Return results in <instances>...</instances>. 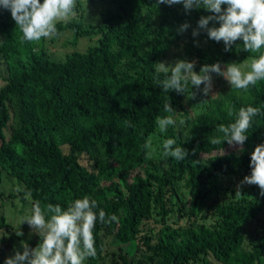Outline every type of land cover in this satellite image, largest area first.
I'll return each instance as SVG.
<instances>
[{
	"label": "trees",
	"instance_id": "obj_1",
	"mask_svg": "<svg viewBox=\"0 0 264 264\" xmlns=\"http://www.w3.org/2000/svg\"><path fill=\"white\" fill-rule=\"evenodd\" d=\"M100 1L114 3L116 9L106 10L97 26L82 25L78 5L73 18L57 22L59 35L70 33L66 42L71 44L80 37H96L86 50L67 52L62 60L49 57L44 38L21 42L10 12L0 9V62L5 65L0 86V180L11 182L7 194L0 192V203L3 198L16 200L22 217L31 214L32 203L20 188L30 190L32 200L42 207L51 203L66 208L85 195L95 199L96 211L115 214L117 221H97L98 254L84 264H145L147 259L149 264H264V233L252 237L257 229L249 225L264 210L260 189L250 197H237V188L228 191L221 185L223 177L251 174L250 154L264 143V117L253 120L243 151L225 150L230 146L226 141L208 142L222 135L217 127L234 122L241 107L264 108V81L248 91L228 83L215 96L193 87V100L206 102L193 114L185 106V95L162 92L154 64L181 43L183 55L196 61V72L204 64H238L256 54L237 48L242 41L229 52L222 41L219 46H197L207 33L193 37L192 31L201 16L211 14L203 8L186 12L180 4L157 7V0ZM185 22L190 27L178 33ZM167 96L177 123L163 136L175 139L188 155L177 161L162 159L159 153V166L148 169L152 158L145 159L143 144L158 131L156 117L170 115L164 111ZM229 107L234 109L231 117ZM181 186L189 194L186 201ZM173 195L176 209L188 215V222L176 227L161 223L172 210ZM201 209L203 220H197ZM208 216L212 221L206 224ZM6 218L1 211L0 228L17 236ZM150 222L159 228L148 227L147 234L143 227ZM109 236L118 250L107 260ZM138 238L147 252L134 251L127 257L125 246ZM0 244L10 245L11 238L1 235Z\"/></svg>",
	"mask_w": 264,
	"mask_h": 264
},
{
	"label": "clouds",
	"instance_id": "obj_2",
	"mask_svg": "<svg viewBox=\"0 0 264 264\" xmlns=\"http://www.w3.org/2000/svg\"><path fill=\"white\" fill-rule=\"evenodd\" d=\"M161 4H180L186 12L203 8L211 14L199 18L197 27L192 31L193 37L204 31L208 39L217 43L222 41L225 52L231 51L237 41H242L236 45L237 48L256 54L251 58L247 71H243L236 62L204 64L199 72L194 70L195 60L156 62L155 79L163 93L175 91L185 95L187 99H195L197 93L192 91L194 87L207 96L213 90V73L225 78L231 88L244 91H248L258 81H264V0H157L156 6ZM75 8L76 0H0V9L10 12L16 28L22 33L21 42H38L42 38L58 36L60 33L57 22L73 15ZM210 22L212 26H209ZM189 27L190 24L185 22L177 31L182 34ZM196 43L198 46V42ZM160 73L164 74L162 80ZM166 101L164 111L170 115L157 116L155 119V125L161 134L167 133L169 127H174L177 123L174 118L176 109L169 96ZM227 112L231 117L234 109L229 107ZM235 116L234 122L217 127L216 132L222 135L209 137L208 142L217 145L226 141L228 145L238 146V150L243 151L252 122L257 116L264 117V108L250 105L241 107ZM125 124L134 127L130 121L126 120ZM157 147L161 150L162 159L182 161L188 155V150L178 145L173 138L164 139L154 147L153 137L149 136L143 144L145 159H151ZM249 166L251 174L244 176L239 182L237 193L241 194L240 188L244 185H256L260 189V196L264 197V143L255 146L250 154ZM18 191H23L24 199L32 203L31 214L20 217V225L27 223L40 239L34 248L21 242L22 250H15L13 255L4 259V264H84L86 259L96 258L98 254L94 237L97 221H117L115 214L108 216L103 209L97 212V201L87 195L70 202L66 208L51 203L42 207L39 201L32 200L30 190L20 188ZM16 235L22 236L23 233L19 231Z\"/></svg>",
	"mask_w": 264,
	"mask_h": 264
},
{
	"label": "rangeland",
	"instance_id": "obj_3",
	"mask_svg": "<svg viewBox=\"0 0 264 264\" xmlns=\"http://www.w3.org/2000/svg\"><path fill=\"white\" fill-rule=\"evenodd\" d=\"M76 5H78L81 9V13L80 15L82 16V25L87 27L89 25H93V26H97L101 21H102V17L103 14L106 10H115L116 9V4L114 3H105L103 1L97 0L93 3H90L88 0H76ZM77 12L74 11V14L69 16L67 19H64L62 21L68 20L69 18H73L74 15H76ZM71 38L70 33H62L61 35H59L56 38H51V39H45V50L47 52V54L49 55V57L53 58V59H57V60H62L65 56V53L70 52L72 50H79V51H84L87 49V47L89 45L94 44L96 37H80L77 39L76 44H71V42H66V41H70L69 39ZM65 41V43H64ZM211 46H219L217 42L208 39V37L206 38H199L198 40V45H202L203 47H208V45ZM182 43L179 45V47L177 48H173L171 49L166 56L163 58V61H167L169 63L177 60V59H187L189 61L194 60L191 58H188L187 56L183 55L182 52ZM251 59H245L243 61H241L240 63H238V65L241 66L243 71H247L248 70V65L250 64ZM228 63H232V62H228ZM226 64V63H225ZM4 70H5V65L3 63L0 62V86L3 82L2 80V75L4 74ZM213 90L211 93H209V96H215L217 93V90H219L218 88H222L224 85H227L229 82L221 77L220 82L218 80H216V75L213 73ZM217 82V83H216ZM195 91V90H194ZM197 98V95L196 97ZM206 102L203 101H197L195 102L193 99H187L185 100V106L187 108H189L191 110V112L193 114H196L198 111H200L204 104ZM164 136L163 134L159 133L157 131V133L153 136V145L154 147L160 145L162 143V141L164 140ZM225 150H234V151H239L238 150V146L237 147H233V146H229L227 149ZM160 149L157 147V151L153 154L152 157V161H149L146 164V167L148 169H152L155 166H159V162L157 160V155L160 153ZM245 175L242 174H234L231 176H226L222 178L221 181V185L223 187H228V191L229 189H233V188H237V185L239 184V182L244 178ZM9 181V182H8ZM10 180L6 179V177H3L0 180V192H4L5 194L8 193L9 189H10ZM258 188V186L256 185H244L240 188V193L241 194H237V197L240 196H249L253 190H256ZM223 188H221L222 190ZM180 191H182L184 200H188L189 194L186 190V188H183L182 186L180 187ZM237 191V190H236ZM230 193V192H227ZM171 203H170V209H172L170 211V213L166 214L164 217V220L161 221L168 223L170 225H172L173 227H176L178 225H184L188 222V215L184 214V211H178L176 208H178V206L176 205L178 200L176 196H172L171 197ZM177 206V207H176ZM206 208V205L204 206ZM21 208V205L19 203L16 202V200H10L8 198H3L1 200L0 203V212L2 211V213H4L7 216V221L10 222L11 226L14 227V229L12 230L13 233H17L19 231H21L23 233L22 236H10V232H6V230L4 228H0V236L1 235H5L8 236V238H11V244L5 247H3V244H0V264H4V259L10 255L14 254L15 250H22L21 248V242H25L27 243L30 247H35L36 246V242L39 241V236L37 234H35L34 232H32V230L30 229L29 225L27 223L20 225V217L18 214V210ZM203 209H201L198 212L197 215V220L198 218L200 220H203L202 216H200V214L202 213ZM206 224L211 223V219L206 218L205 220ZM156 224L153 223H149L148 225L143 227V231H145L147 234L150 232L148 230V227H155V228H159V226H155ZM249 225L251 226H255L257 231H255L252 234V237L256 236V235H262L264 233V210L262 211V213L260 214V219L259 220H252L250 221ZM105 241L107 243V260L110 259V254L112 251H116L118 250V245L115 243V240L113 239V236H109L107 238H105ZM153 242V240H152ZM124 252H126V256L130 257L131 253L134 251H137L138 253L147 252V249L145 248L143 242L141 239H137L135 240L134 244H129L125 246ZM128 251H129V256H128ZM150 261L147 259L145 261V264H149ZM213 264H220L217 262H212ZM188 264H201L200 261H196V262H190Z\"/></svg>",
	"mask_w": 264,
	"mask_h": 264
}]
</instances>
